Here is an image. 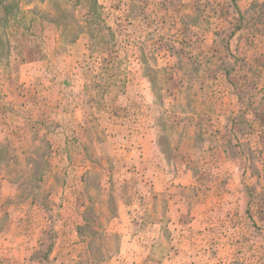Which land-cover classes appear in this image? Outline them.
Wrapping results in <instances>:
<instances>
[{
    "label": "rangeland",
    "instance_id": "rangeland-1",
    "mask_svg": "<svg viewBox=\"0 0 264 264\" xmlns=\"http://www.w3.org/2000/svg\"><path fill=\"white\" fill-rule=\"evenodd\" d=\"M0 264H264V0H0Z\"/></svg>",
    "mask_w": 264,
    "mask_h": 264
},
{
    "label": "crops",
    "instance_id": "crops-1",
    "mask_svg": "<svg viewBox=\"0 0 264 264\" xmlns=\"http://www.w3.org/2000/svg\"><path fill=\"white\" fill-rule=\"evenodd\" d=\"M98 123H100L102 126H105V129H104V135H106V138H105V142H106V144L108 145V144H110L111 142L113 143V150L112 151H109L107 154H106V156H112V157H115V155H114V152L117 154V153H119V152H122L123 150H120V149H117L116 151H114V136H113V134L110 132V130L107 128V126H106V121H105V119H103V118H101V119H98ZM97 123V124H98ZM90 126V129L92 128L91 126H93L94 125V123L93 122H88V123H86V126ZM155 127V126H154ZM89 129V130H90ZM151 130V129H150ZM151 132V131H150ZM86 140H88L89 141V139H87L86 138ZM117 140H119V142L122 140L123 142H120V143H117L118 144V146H120V144L121 145H127V142L129 141V138H127V139H124V137H122V138H120V137H118L117 138ZM132 143H130L129 144V146L130 147H132V149H134L135 151H138L139 152V155L138 156H140V146H141V138L139 139V141H135V140H133V141H131ZM148 143H150V145H152V146H154V148H156L157 147V149L158 150H160L161 151V149H160V146H159V143H158V139H157V135H153V136H151V134H150V137H149V139H148ZM156 146V147H155ZM120 148V147H119ZM103 156H100V158H102Z\"/></svg>",
    "mask_w": 264,
    "mask_h": 264
}]
</instances>
